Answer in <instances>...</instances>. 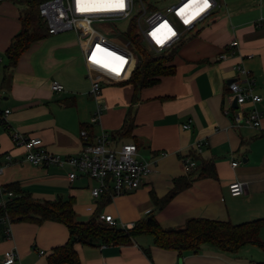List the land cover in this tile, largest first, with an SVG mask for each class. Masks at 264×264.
Returning <instances> with one entry per match:
<instances>
[{
    "label": "crops",
    "instance_id": "obj_1",
    "mask_svg": "<svg viewBox=\"0 0 264 264\" xmlns=\"http://www.w3.org/2000/svg\"><path fill=\"white\" fill-rule=\"evenodd\" d=\"M216 1L214 19L186 43H178L173 74L138 91L128 78L102 82L104 109L99 120L91 122L97 102L89 94L87 68L74 32L46 33L29 45L14 67H8L5 50L21 28L22 6L16 0H0V182L15 183L38 202L71 200L76 219L84 221L111 214L127 224L152 213L159 226L168 229L182 227L193 218L239 224L263 217L264 0ZM232 41L238 45L229 49ZM222 52H228L225 59L220 58ZM236 64L250 71L253 92L261 97L255 104L247 102L244 109L255 107L262 113L260 128L237 126L232 113H223L228 105L227 81L237 79L242 88L246 86L245 78L233 69ZM53 80L64 89L53 91ZM126 120L128 134L115 136ZM189 120L190 127L184 129L182 124ZM6 126L25 136L41 137L47 150L59 155L79 152L82 127H87L90 139L104 130L110 142L119 146L134 143L137 158L149 161L154 171L134 190L93 197L91 187L96 181L85 176L70 181L68 168L25 161ZM197 141L205 142L199 152L193 148ZM192 151L199 160H192ZM6 153L11 154L9 164H5ZM186 155L191 171L201 160L212 161L216 177L194 175L186 188L168 199L175 179L192 177L182 164ZM233 181L244 184L239 196L229 194L228 184ZM11 230L12 237L0 241V264L4 252L13 247L18 253L13 264H50L49 255L69 237L67 227L55 220L17 221ZM259 236L264 240V227ZM253 245L230 252L205 243L195 252L178 251L158 247L153 235L143 233L125 245L75 243L74 248L80 264H262L264 249L256 245L260 252Z\"/></svg>",
    "mask_w": 264,
    "mask_h": 264
},
{
    "label": "built area",
    "instance_id": "obj_2",
    "mask_svg": "<svg viewBox=\"0 0 264 264\" xmlns=\"http://www.w3.org/2000/svg\"><path fill=\"white\" fill-rule=\"evenodd\" d=\"M217 6L216 0H43L38 6V15L46 25L47 34L67 31L77 34L90 81L89 94L97 102L91 122H97L102 112V82L129 78L139 62L131 34H135L144 47L156 54L168 52L180 42L183 33L197 28ZM237 45V41H232L229 49ZM227 53L222 52L220 58L225 59ZM233 69L245 78L246 86L242 88L237 79L228 83V105L223 107V113H232V120L237 126L260 128L262 113L255 107L244 110L247 102L255 104L261 100L253 92L254 79L250 71L240 64L234 65ZM50 88L60 92L64 86L53 80ZM233 102H236V108ZM190 122L182 124V127L189 128ZM7 131L13 146L22 149L24 160L32 165L68 168L70 181L79 176L96 181V185L91 187L93 197L108 192L115 196L134 190L154 171L149 161L136 158L137 146L134 143L109 147L110 136L104 130L90 139L88 131L82 128L79 132L81 149L67 155L47 150L41 137ZM204 144V141L194 142V151L199 152ZM4 158L5 164L11 162L10 153H6ZM182 164L185 171H191L190 156H183ZM236 164V161L231 162L232 166ZM2 170L0 165V175ZM228 191L231 196H239L244 192V184L230 182ZM14 197V192L0 182V241L12 237V222L7 207ZM97 220L122 229H129L134 224L118 222L111 214H100ZM17 259L18 253L13 247L4 252L2 264H13ZM102 264L109 263L104 261Z\"/></svg>",
    "mask_w": 264,
    "mask_h": 264
},
{
    "label": "trees",
    "instance_id": "obj_3",
    "mask_svg": "<svg viewBox=\"0 0 264 264\" xmlns=\"http://www.w3.org/2000/svg\"><path fill=\"white\" fill-rule=\"evenodd\" d=\"M42 1L16 0L22 6L20 10L21 28L12 37L5 50L8 67H14L20 55L29 45L47 33L45 23L38 15V6ZM130 38L139 55L137 66L127 79V82L134 86L135 91L157 83L161 76L174 73L175 66L172 64V60L179 44L170 51L156 54V56L147 52L135 34H131ZM82 128L86 129L87 127ZM128 132L129 122L126 120L124 125L117 130L115 136L128 134ZM189 155L193 161L199 160L194 151L190 152ZM191 174L190 180H187L186 176L174 180V187L169 192L168 199L179 190L186 188L195 177H216V170L212 161L201 160L188 176ZM7 187L15 194L7 207L12 223L17 221L41 223L45 220H55L67 227L68 240L65 244L54 248L48 257L50 264H80L74 248L75 243L102 242L103 244L125 245L130 243L135 236L143 233L153 235L154 243L158 247L177 249L178 251L190 250L195 252L205 243L230 252H234L246 244H256L264 249V242L259 237L260 230L264 227V216L239 224L193 218L189 219L182 227L164 229L159 226L155 216L150 213L134 222L131 228L122 229L97 221L95 217L87 221H78L71 200L58 199L53 202H38L15 183L8 184ZM1 214L2 211L0 210Z\"/></svg>",
    "mask_w": 264,
    "mask_h": 264
},
{
    "label": "rangeland",
    "instance_id": "obj_4",
    "mask_svg": "<svg viewBox=\"0 0 264 264\" xmlns=\"http://www.w3.org/2000/svg\"><path fill=\"white\" fill-rule=\"evenodd\" d=\"M171 1H174V0H171ZM218 9H220V8H217L216 10H218ZM214 16L215 15H213V13L211 14V15H209L207 18H205V20H203L198 26H197V28H195L193 31H191V32H187V33H183L182 35H181V40H180V44H184V43H186L187 41H188V39H189V37L194 33V32H196V30L198 29V28H200L201 26H203V25H206L207 23H209L211 20H213L214 19ZM97 28H100L98 25H95ZM73 40H74V42L76 43V44H78V36H77V34L76 33H74V36H73ZM144 47V46H143ZM146 48V47H145ZM147 49V52L148 53H151V54H153V55H156V53L153 51V50H151V49H149V48H146ZM157 56V55H156ZM101 106V109L103 110L104 109V105L103 104H101L100 105ZM94 116V115H93ZM119 146V143H116V142H114L113 140H111V142H110V144H109V147H113V148H117ZM136 158H137V156H136ZM0 180H1V176H0ZM77 220L78 221H84V220H82V219H80V218H77ZM120 224V223H119ZM260 237V236H259ZM260 239H261V241H264V240H262V238L260 237ZM253 248H255L256 250H258V251H260V252H262L261 250L262 249H260L259 247H257L256 245L254 246L253 245Z\"/></svg>",
    "mask_w": 264,
    "mask_h": 264
},
{
    "label": "water",
    "instance_id": "obj_5",
    "mask_svg": "<svg viewBox=\"0 0 264 264\" xmlns=\"http://www.w3.org/2000/svg\"><path fill=\"white\" fill-rule=\"evenodd\" d=\"M232 80H233V79H230V80H228V81H227V83H230ZM233 107H234V108H236V107H237V104H236V102H233Z\"/></svg>",
    "mask_w": 264,
    "mask_h": 264
}]
</instances>
